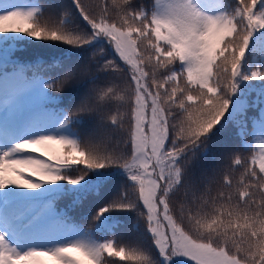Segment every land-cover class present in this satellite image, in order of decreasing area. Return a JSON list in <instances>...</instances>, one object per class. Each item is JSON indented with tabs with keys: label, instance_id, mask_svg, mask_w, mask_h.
<instances>
[{
	"label": "snow or ice",
	"instance_id": "6c2138e0",
	"mask_svg": "<svg viewBox=\"0 0 264 264\" xmlns=\"http://www.w3.org/2000/svg\"><path fill=\"white\" fill-rule=\"evenodd\" d=\"M117 258L264 264V0H0V264Z\"/></svg>",
	"mask_w": 264,
	"mask_h": 264
},
{
	"label": "trees",
	"instance_id": "16d2710c",
	"mask_svg": "<svg viewBox=\"0 0 264 264\" xmlns=\"http://www.w3.org/2000/svg\"><path fill=\"white\" fill-rule=\"evenodd\" d=\"M41 3L45 4L46 6H55V7H60L63 6L65 4H68L71 2V0H40ZM136 2L138 4L143 3L146 7H150L153 3V0H136ZM42 46V45H40ZM29 75H31V73H29ZM48 74L45 73V76H47ZM125 78H127V74L125 73ZM55 95H67V91L65 93H54ZM62 107H67L68 105L64 104L61 105ZM250 115H252V113H250ZM77 131L80 132L81 136L86 137V132H87V126L86 125H77L75 126ZM252 137H249V140H251ZM238 143V141H237ZM250 155L249 152L247 151H241V156L242 158H246ZM65 201H58L57 202V208H63L65 206ZM69 215L72 217L73 221L77 224L83 225L85 228H89V227H94V224L91 220L90 216H86L84 214H81L79 212H70ZM134 218V216H133ZM140 232H143V226H141ZM140 233L134 232L132 231L130 228H128L127 226H125L123 223H121L116 229H114V235L116 239H121L123 238V240L125 242L129 241V240H135L136 237L139 235ZM97 238L103 239V238H112L113 237V233L109 232V233H97ZM146 243H150L149 240H145ZM153 254L154 256H158V253H156L155 249L153 248ZM117 264H123V262L118 261L117 258Z\"/></svg>",
	"mask_w": 264,
	"mask_h": 264
}]
</instances>
